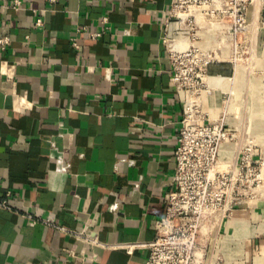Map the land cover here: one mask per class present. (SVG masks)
<instances>
[{"label": "crops", "instance_id": "0c3cea01", "mask_svg": "<svg viewBox=\"0 0 264 264\" xmlns=\"http://www.w3.org/2000/svg\"><path fill=\"white\" fill-rule=\"evenodd\" d=\"M171 1L21 0L14 12L0 0V33L11 38L0 57V203L9 205L0 264L146 261L182 120L166 44L177 36ZM103 17L110 28L91 39ZM254 24L252 68L209 66L224 79L212 83L215 116L220 91L233 93L225 126L240 137L221 157L231 165L247 144L264 158V10ZM84 227L102 247L75 240ZM207 254L211 264H264V185L213 230Z\"/></svg>", "mask_w": 264, "mask_h": 264}, {"label": "built area", "instance_id": "2783aa9c", "mask_svg": "<svg viewBox=\"0 0 264 264\" xmlns=\"http://www.w3.org/2000/svg\"><path fill=\"white\" fill-rule=\"evenodd\" d=\"M7 1L14 12L22 10L21 0ZM262 10L264 0L171 1L169 23L176 26L178 33L177 39L168 40L166 44L173 91L182 106V120L173 152V189L166 195L161 217L154 224L155 235L147 245L149 254L143 264H211L207 251L213 230L236 206L252 198L264 185L261 171L264 158H254L252 144L234 149L238 153L234 165L221 159L224 147L237 143L240 136L225 126L233 93L220 91L224 109L214 115L210 101L216 89L212 83L224 79L208 72L213 44L229 45L230 59L235 66H238L237 61L249 56V47L256 35L254 22ZM185 22H188L186 26ZM252 23L255 29L249 37L247 30ZM102 24L103 30L90 33L91 39L100 38L110 28L107 17L102 18ZM204 25L212 26L210 32L214 34L216 30L218 34L209 35ZM34 26L41 27L42 20L36 18ZM122 34L130 36L131 31L125 29ZM183 41L187 47L170 49V43ZM200 44L207 45V49L201 50ZM10 46L11 38L0 33V57ZM71 46L76 51L80 49L76 38L71 40ZM227 49L223 48L220 56ZM105 79L108 80V76ZM0 207L9 209L5 201ZM110 210L116 211V207L111 206ZM74 237L89 249L102 247L95 229L84 227L74 232ZM213 264L221 262L218 259Z\"/></svg>", "mask_w": 264, "mask_h": 264}, {"label": "rangeland", "instance_id": "374dc122", "mask_svg": "<svg viewBox=\"0 0 264 264\" xmlns=\"http://www.w3.org/2000/svg\"><path fill=\"white\" fill-rule=\"evenodd\" d=\"M174 20L172 19V21H174ZM187 23L188 22H185L184 25L186 26ZM211 27L212 26H210V25H204V29L206 30V32H209V35H217L218 33H217L216 30H215V33L214 34L212 32H210V31H212V28ZM213 45H215V47H213L214 49L211 47L213 51L210 53L211 54L210 57L212 58V63L210 65H215L217 62H229L230 66L233 65L234 61H232L230 59V50H231L230 46L229 45H226V44H221V43L220 44L217 43V44H213ZM169 46H170V48H174V46L175 47L180 46V47L184 48V47H187V44L183 41V42H181L179 44L177 42L170 43ZM198 47L201 50L207 49V45H205V44H200ZM223 48H225V49L228 48L227 49V52L223 53L224 54L223 56H220V51ZM222 52H223V50H222ZM249 58L250 57H248V55H247V56L243 57L242 61H240V60L237 61L238 62V67L240 66V68H248V69L249 68H252V63L250 62V59ZM235 64H236V62H235ZM209 68L210 67H208V72H209ZM240 117H243V113H242L241 110H240ZM257 159L260 160V159H262V157L261 158H257ZM261 171H262V175H263L264 174L263 168H262Z\"/></svg>", "mask_w": 264, "mask_h": 264}, {"label": "bare ground", "instance_id": "6f19581e", "mask_svg": "<svg viewBox=\"0 0 264 264\" xmlns=\"http://www.w3.org/2000/svg\"><path fill=\"white\" fill-rule=\"evenodd\" d=\"M254 29H255V26H254V24L252 23L251 24V27H250V29L248 28V30H247V32H248V36L250 37V35H252V33L254 32ZM178 33V32H177ZM248 37V38H249ZM179 44V43H178ZM172 46V45H171ZM171 50H179V49H182V47H180V46H177V47H175L174 46V48H170Z\"/></svg>", "mask_w": 264, "mask_h": 264}]
</instances>
